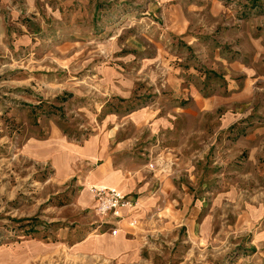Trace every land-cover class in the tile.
<instances>
[{"label": "rangeland", "instance_id": "1", "mask_svg": "<svg viewBox=\"0 0 264 264\" xmlns=\"http://www.w3.org/2000/svg\"><path fill=\"white\" fill-rule=\"evenodd\" d=\"M154 103L173 143L141 149L136 264H264V0H0V264L30 240L63 244L21 264H122L74 250L98 215L21 147Z\"/></svg>", "mask_w": 264, "mask_h": 264}, {"label": "crops", "instance_id": "2", "mask_svg": "<svg viewBox=\"0 0 264 264\" xmlns=\"http://www.w3.org/2000/svg\"><path fill=\"white\" fill-rule=\"evenodd\" d=\"M30 39L29 34L22 33L18 36V43L26 44ZM173 111L174 108L162 109L154 103L136 109L128 108L127 111L106 112L96 120V125H90L89 133L70 137L55 128L44 138L29 137L24 141L21 153L33 163L43 166L49 172L51 183L71 186L77 208L93 210L95 202L89 192L90 187L114 189L137 198L134 209L121 210L122 219L117 223L115 234L102 231L108 226L102 224L103 217L95 215L97 220L93 221L95 226L91 232L73 244L76 252L122 264H136L142 259V237L137 228L130 227V223L134 225V221L137 222L145 211L154 209L160 186L156 189L154 174L145 158L146 152L141 149L161 142L172 145ZM227 121L230 118L226 116L224 124L232 122ZM61 234L58 232L57 238ZM62 244L61 240L49 243L30 240L9 255L21 264L39 255L53 253Z\"/></svg>", "mask_w": 264, "mask_h": 264}, {"label": "built area", "instance_id": "3", "mask_svg": "<svg viewBox=\"0 0 264 264\" xmlns=\"http://www.w3.org/2000/svg\"><path fill=\"white\" fill-rule=\"evenodd\" d=\"M90 194L93 196L95 205L93 212L103 217L102 224H107L109 231L115 234L117 223L121 221V210L132 209L136 205V198L129 194L120 193L114 189H99L90 187ZM131 225L133 222L130 223Z\"/></svg>", "mask_w": 264, "mask_h": 264}, {"label": "bare ground", "instance_id": "4", "mask_svg": "<svg viewBox=\"0 0 264 264\" xmlns=\"http://www.w3.org/2000/svg\"><path fill=\"white\" fill-rule=\"evenodd\" d=\"M171 11V10H170ZM171 17V16H170ZM182 21V20H181ZM99 170V169H98ZM96 173H98V172H96ZM99 173H100V171H99ZM102 173V172H101ZM93 179V178H92ZM100 180V179H99ZM105 186V185H104ZM252 210V209H251ZM253 213V212H252ZM99 240V239H98ZM103 244V243H102ZM101 247V246H100Z\"/></svg>", "mask_w": 264, "mask_h": 264}]
</instances>
